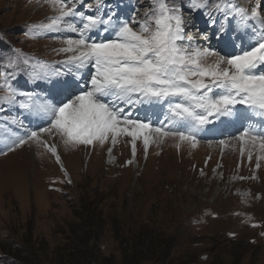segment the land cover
<instances>
[{
  "label": "rangeland",
  "instance_id": "obj_1",
  "mask_svg": "<svg viewBox=\"0 0 264 264\" xmlns=\"http://www.w3.org/2000/svg\"><path fill=\"white\" fill-rule=\"evenodd\" d=\"M216 2L210 0L207 9L192 11L187 0H169L185 10V20L195 19L187 27L197 28L200 17L203 27L209 24L214 33L224 20V14L214 10ZM235 2L250 11L264 0ZM96 3L83 0L78 8L93 14ZM87 5H92V12ZM100 7L131 22L133 16L143 20L152 2L102 0ZM205 11L216 18V25ZM54 14L44 0H0V72L8 74L9 83L18 91L32 92L38 98L51 99L44 85L49 82L32 80L31 65L63 60L66 54L54 50L64 46L66 37L75 38L73 33L39 28L30 32L31 25L47 22ZM226 26L225 38L229 35L236 43H248L251 28L233 17ZM203 34L195 35L197 41ZM186 36L184 43H188ZM211 45L219 49L216 38ZM91 71L90 66L82 69L81 86L90 80ZM32 114L18 104L0 103V128L12 117L23 122L13 125L20 135L48 126L46 117ZM144 114L143 108L134 110L136 116ZM216 127L221 135L206 127L195 147L166 138L150 143L145 153L138 139L134 157L127 136L119 137L115 145L109 140L103 145L66 147L59 135L45 133L42 139L56 146L59 161L32 141L12 151L0 143V264H79L80 254L68 249L86 230L72 211L76 203L81 206L83 194L91 204L87 214L95 206L92 202H99L97 212L102 220L95 247L88 248L92 264H264V152L235 139L243 130L241 125L232 129L217 123ZM221 140L227 144L221 145ZM92 232L96 236V230ZM141 238L142 244L138 243Z\"/></svg>",
  "mask_w": 264,
  "mask_h": 264
},
{
  "label": "snow or ice",
  "instance_id": "obj_2",
  "mask_svg": "<svg viewBox=\"0 0 264 264\" xmlns=\"http://www.w3.org/2000/svg\"><path fill=\"white\" fill-rule=\"evenodd\" d=\"M151 2L152 9L144 13L143 20L133 16L130 22L111 9L102 11V0H97L93 14L79 10L83 0H44L55 14L46 18L47 22L31 25L30 32L39 28L42 32L75 34V38L63 39L64 46L54 50L66 54L63 60L31 65V79L48 81L51 99L18 91L9 83L8 74L0 72L4 79L0 103L18 104L21 109L46 117L48 126L20 135L12 125L23 122L12 117L0 128V143L12 151L32 141L46 147L59 161L56 146L42 139L45 133L59 135L66 147L94 142L103 145L109 140L115 145L119 137L127 136L131 138L134 157L138 139H142L145 153L150 143L166 138L195 147L208 125H213L208 131H219V122L222 128L241 125L243 130L235 139L264 152L261 5L249 11L235 0H217L214 10L224 14L214 34L222 42L218 51L210 44L196 46L192 35L184 43L186 23L180 6L169 4V0ZM209 2L187 0V6L196 11L207 9ZM87 10L92 12V5H87ZM204 15L211 24H217L211 12L205 11ZM229 17L251 28L247 44L243 40L236 43L235 38L225 39ZM94 32L97 34L92 35ZM89 66L90 80L81 86V70ZM65 76L74 78L60 79ZM237 105L243 109H237ZM140 108L145 113L142 117L134 115V110ZM219 143L227 144L225 140ZM248 155L251 160L252 152ZM260 159L257 155V161Z\"/></svg>",
  "mask_w": 264,
  "mask_h": 264
},
{
  "label": "trees",
  "instance_id": "obj_3",
  "mask_svg": "<svg viewBox=\"0 0 264 264\" xmlns=\"http://www.w3.org/2000/svg\"><path fill=\"white\" fill-rule=\"evenodd\" d=\"M81 206L79 207V204L76 203V206L72 207L73 214L78 222L81 223V226L83 230H85L84 234L80 238H77V240H72L70 244V251H77V253L80 254L81 262L79 264H92L89 261V253L88 248H94L95 247V239L98 238L99 231L102 230V220L99 216V212H97L99 207V202L95 204L92 202L95 206L93 208L91 207L90 216L87 214L91 204L87 203V197L81 196ZM86 213V214H85ZM92 229L96 230V236L94 232H92ZM116 235L118 233L116 232ZM144 239H139L138 243L142 244ZM124 255H126V249L123 252ZM125 257V256H123Z\"/></svg>",
  "mask_w": 264,
  "mask_h": 264
},
{
  "label": "bare ground",
  "instance_id": "obj_4",
  "mask_svg": "<svg viewBox=\"0 0 264 264\" xmlns=\"http://www.w3.org/2000/svg\"><path fill=\"white\" fill-rule=\"evenodd\" d=\"M45 5H48V4H46V3H44ZM247 4H249V3H247ZM246 5V4H245ZM251 5V4H250ZM249 5V6H250ZM43 6V5H42ZM241 6V5H240ZM248 6V7H249ZM263 6H264V2H263V4H261V7L263 8ZM242 7V6H241ZM250 8V7H249ZM262 18H264V15H262L261 16ZM188 22H190V20H185V23H186V26H185V35H189L188 33L190 32V35H192L193 36V40H195L196 42H198L197 40H198V38H196L195 37V32L193 31V29H190V27H187V23ZM193 32H194V34H193ZM106 35V34H105ZM186 36V37H187ZM243 37H245V35L243 36ZM229 38H231V37H229V35L225 38L226 40H229ZM241 39V37H239V38H237V40L239 41ZM202 40V39H201ZM241 41V40H240ZM193 43L194 44H196L194 41H193ZM206 44H209L208 42L206 43ZM211 45V44H210ZM212 46V45H211ZM82 71V70H81ZM10 119V118H9ZM216 125H217V123H216Z\"/></svg>",
  "mask_w": 264,
  "mask_h": 264
}]
</instances>
